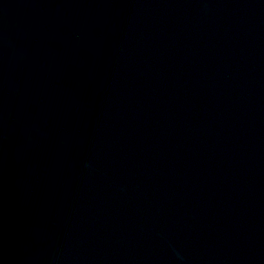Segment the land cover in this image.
<instances>
[{
	"label": "water",
	"instance_id": "1",
	"mask_svg": "<svg viewBox=\"0 0 264 264\" xmlns=\"http://www.w3.org/2000/svg\"><path fill=\"white\" fill-rule=\"evenodd\" d=\"M0 264H264V0H0Z\"/></svg>",
	"mask_w": 264,
	"mask_h": 264
}]
</instances>
